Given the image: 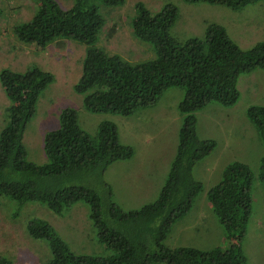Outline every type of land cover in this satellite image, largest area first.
Here are the masks:
<instances>
[{"label":"trees","instance_id":"1","mask_svg":"<svg viewBox=\"0 0 264 264\" xmlns=\"http://www.w3.org/2000/svg\"><path fill=\"white\" fill-rule=\"evenodd\" d=\"M98 1L115 7L124 0ZM182 1L218 4L231 10L264 4V0ZM36 2L32 17L15 25L13 35L19 42L39 48L48 44L62 48L68 39L84 45L80 75L73 89L82 95L85 110L128 116L139 108L153 106L170 88L183 89L176 108L182 116L178 147L166 182L154 202L123 210L109 198L107 185L105 199L93 187L64 182L82 173L100 178L108 165L134 155L133 148L120 141L115 126L101 121L94 137H90L78 126L75 110L63 108L57 128L44 134L48 161L37 165L27 160L22 132L34 114L39 94L53 81V75L37 66L23 72L5 68L0 71V86L9 101L5 109L7 123L0 131V195L20 204L39 201L56 213L74 203H86L98 238L113 252L103 257L77 255L46 220L35 218L25 230L32 239L46 240L50 258L45 264H247L240 239L251 215L252 173L242 162L228 164L221 181L207 192L226 237L234 242L228 248L209 251L170 250L162 242L172 225L188 213L202 189L192 177L194 165L216 146L214 140L197 137L194 113L209 103L222 107L236 103L238 77L255 69L264 70V42L242 50L229 39L224 27L211 22L206 24L202 37L179 43L169 33L178 16L174 6L167 5L154 14L136 3L131 34L152 45L155 59L131 64L96 45L101 31L105 30L108 38L113 35L115 24L105 25L93 0H74L66 9L54 0ZM245 115L264 143V106L250 105ZM261 180L264 182V158ZM6 263L0 260V264Z\"/></svg>","mask_w":264,"mask_h":264},{"label":"rangeland","instance_id":"2","mask_svg":"<svg viewBox=\"0 0 264 264\" xmlns=\"http://www.w3.org/2000/svg\"><path fill=\"white\" fill-rule=\"evenodd\" d=\"M54 1L62 9L74 3V0ZM93 3L105 18V25L115 24L113 35L108 38L105 30L101 31L96 45L131 64L155 59L152 45L131 34L130 22L136 15V3L154 14L167 5L174 6L178 16L169 33L179 43L190 37H202L206 24L211 22L224 27L229 39L242 50L264 42L263 3L248 4L239 10L182 0H124L115 7L105 6L98 0ZM36 6V0H0V71L5 68L23 72L37 66L53 75V81L39 94L34 114L22 132L27 160L37 165L47 163L44 134L57 128L61 109L72 108L78 126L88 136L94 137L101 121L111 122L121 142L131 146L134 155L129 161L118 160L108 165L100 178L97 174L82 173L64 180L65 184L73 182L93 187L104 198L108 193L107 185L109 198L123 210L138 209L154 202L176 156L182 122L176 108L183 89L170 88L153 106L139 108L128 116L85 110L82 95L73 89L80 75L84 45L68 39L62 48L54 44L39 48L33 43H21L13 35V27L28 21ZM237 91L234 105L222 107L209 103L194 113L197 137L214 140L216 146L194 165L192 177L202 189L188 213L172 225L162 246L170 250L209 251L215 247L228 248L234 242L226 237L207 192L221 181L224 168L238 161L247 164L252 173L251 215L240 239V248L247 264H264V182L261 180L264 143L245 115L250 105L264 106V70L255 69L240 75ZM8 103L6 92L0 86V131L7 123ZM35 218L46 220L77 255L103 257L113 253L98 238L86 203L77 202L56 213L39 201L20 204L0 195V260L6 264L46 263L50 258L46 240L32 239L25 230L26 224Z\"/></svg>","mask_w":264,"mask_h":264},{"label":"crops","instance_id":"3","mask_svg":"<svg viewBox=\"0 0 264 264\" xmlns=\"http://www.w3.org/2000/svg\"><path fill=\"white\" fill-rule=\"evenodd\" d=\"M236 86H237V85H236ZM119 139H120V137H119ZM120 141H121V140H120ZM131 158H132V157H131ZM131 158H130V159H131ZM130 159H127V160L129 161Z\"/></svg>","mask_w":264,"mask_h":264}]
</instances>
